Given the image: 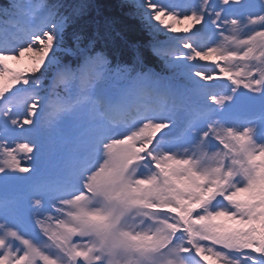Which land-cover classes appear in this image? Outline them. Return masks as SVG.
<instances>
[{"label":"snow or ice","instance_id":"snow-or-ice-1","mask_svg":"<svg viewBox=\"0 0 264 264\" xmlns=\"http://www.w3.org/2000/svg\"><path fill=\"white\" fill-rule=\"evenodd\" d=\"M131 5L159 70L90 4L0 9V264H264V0Z\"/></svg>","mask_w":264,"mask_h":264},{"label":"trees","instance_id":"trees-1","mask_svg":"<svg viewBox=\"0 0 264 264\" xmlns=\"http://www.w3.org/2000/svg\"><path fill=\"white\" fill-rule=\"evenodd\" d=\"M91 9L95 11L96 19H107L113 25L114 47L119 51V59L136 61L139 57L142 62L159 68V61L148 50V42L161 35H153L144 23L134 14L135 10L125 0H88ZM101 10L102 14L97 12ZM87 20H91L88 17ZM118 33V35H117Z\"/></svg>","mask_w":264,"mask_h":264},{"label":"bare ground","instance_id":"bare-ground-1","mask_svg":"<svg viewBox=\"0 0 264 264\" xmlns=\"http://www.w3.org/2000/svg\"><path fill=\"white\" fill-rule=\"evenodd\" d=\"M97 12H100V13H102V11L99 9ZM106 12V10L104 11V13H102V14H109V12L108 13H105Z\"/></svg>","mask_w":264,"mask_h":264},{"label":"rangeland","instance_id":"rangeland-1","mask_svg":"<svg viewBox=\"0 0 264 264\" xmlns=\"http://www.w3.org/2000/svg\"><path fill=\"white\" fill-rule=\"evenodd\" d=\"M10 63H12V64H13V66H15V62H10Z\"/></svg>","mask_w":264,"mask_h":264}]
</instances>
